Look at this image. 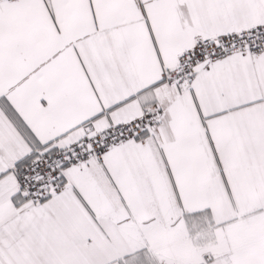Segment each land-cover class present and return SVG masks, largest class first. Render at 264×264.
I'll use <instances>...</instances> for the list:
<instances>
[{
  "label": "snow or ice",
  "instance_id": "obj_1",
  "mask_svg": "<svg viewBox=\"0 0 264 264\" xmlns=\"http://www.w3.org/2000/svg\"><path fill=\"white\" fill-rule=\"evenodd\" d=\"M0 264H264V0H0Z\"/></svg>",
  "mask_w": 264,
  "mask_h": 264
}]
</instances>
